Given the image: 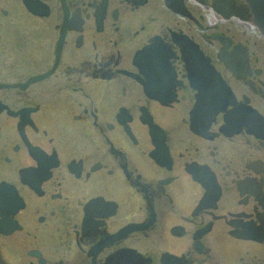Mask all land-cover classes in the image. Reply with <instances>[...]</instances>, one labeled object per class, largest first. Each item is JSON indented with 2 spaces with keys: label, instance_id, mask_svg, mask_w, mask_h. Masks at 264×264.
<instances>
[{
  "label": "flooded vegetation",
  "instance_id": "af4514ba",
  "mask_svg": "<svg viewBox=\"0 0 264 264\" xmlns=\"http://www.w3.org/2000/svg\"><path fill=\"white\" fill-rule=\"evenodd\" d=\"M252 20L246 0H0V264H264Z\"/></svg>",
  "mask_w": 264,
  "mask_h": 264
},
{
  "label": "water",
  "instance_id": "95a60500",
  "mask_svg": "<svg viewBox=\"0 0 264 264\" xmlns=\"http://www.w3.org/2000/svg\"><path fill=\"white\" fill-rule=\"evenodd\" d=\"M248 1L252 7L253 13L255 14V22L264 35V12L262 11L263 10L262 3H264V0H248ZM215 95L218 97L217 101H215L216 109L214 113L216 114L220 110H223L224 105L227 103L225 97L228 94H225L223 91L219 93L218 90H215Z\"/></svg>",
  "mask_w": 264,
  "mask_h": 264
},
{
  "label": "rangeland",
  "instance_id": "374dc122",
  "mask_svg": "<svg viewBox=\"0 0 264 264\" xmlns=\"http://www.w3.org/2000/svg\"><path fill=\"white\" fill-rule=\"evenodd\" d=\"M262 43H264V41H262Z\"/></svg>",
  "mask_w": 264,
  "mask_h": 264
}]
</instances>
